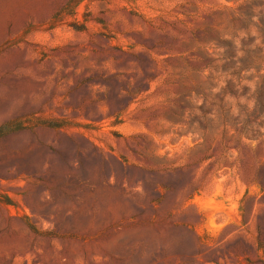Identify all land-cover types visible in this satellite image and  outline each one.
<instances>
[{"label":"rangeland","instance_id":"374dc122","mask_svg":"<svg viewBox=\"0 0 264 264\" xmlns=\"http://www.w3.org/2000/svg\"><path fill=\"white\" fill-rule=\"evenodd\" d=\"M0 264H264V0H0Z\"/></svg>","mask_w":264,"mask_h":264}]
</instances>
